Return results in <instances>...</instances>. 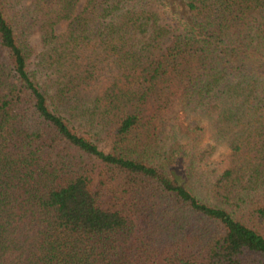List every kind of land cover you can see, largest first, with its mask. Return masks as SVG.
<instances>
[{"label":"trees","instance_id":"obj_1","mask_svg":"<svg viewBox=\"0 0 264 264\" xmlns=\"http://www.w3.org/2000/svg\"><path fill=\"white\" fill-rule=\"evenodd\" d=\"M80 1L0 0V264H264V0Z\"/></svg>","mask_w":264,"mask_h":264},{"label":"rangeland","instance_id":"obj_2","mask_svg":"<svg viewBox=\"0 0 264 264\" xmlns=\"http://www.w3.org/2000/svg\"><path fill=\"white\" fill-rule=\"evenodd\" d=\"M83 2H84V0H81V1H80V3H79V7H81V6L83 5ZM65 27H66V23H62V24H59V25L56 27V30H57V31H62V30L65 29ZM34 42L36 43V46H37L38 49H41V48H42L41 43H40V40H39L38 38H35ZM105 148H107V147H105ZM218 152H220V153H221V152H224V149H220ZM220 153H219V154H220Z\"/></svg>","mask_w":264,"mask_h":264}]
</instances>
